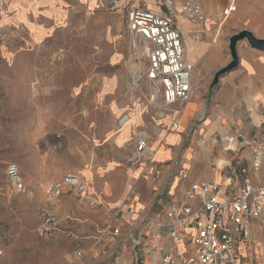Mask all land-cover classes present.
<instances>
[{"label": "crops", "instance_id": "0c3cea01", "mask_svg": "<svg viewBox=\"0 0 264 264\" xmlns=\"http://www.w3.org/2000/svg\"><path fill=\"white\" fill-rule=\"evenodd\" d=\"M123 3L120 11L126 17L130 9L142 6L141 3L163 11L158 0ZM226 3L227 0L222 8ZM237 5L233 14L240 29L248 28L264 38V0H237ZM78 7L87 8L88 0H0V32L17 34L25 28L39 38L46 33L42 23L71 21ZM222 8L217 14L219 23ZM211 9H217L214 3ZM176 22L186 45L187 59L195 66L196 84L188 102L167 104L161 93L151 100L150 87L132 88L124 62L125 49L121 53L109 50L111 73L99 79L96 95L89 102V116H61L60 122L65 126L60 136L65 135V140L48 145L29 144L19 164L28 190L41 199L39 215L41 207L46 206L55 214L70 216L57 232L79 248L84 241L67 236L64 230H75L81 235L85 231V239L92 248L103 251L117 247V260L123 264L133 262V257L128 260L126 254L129 246L126 220L132 226L142 227L146 219L163 209L173 197H182L197 181L220 184L225 195L234 193L244 178L255 185L264 183V50L252 47L246 40L240 41L239 65L224 73L211 92L215 73L231 60L228 42L215 41L223 25L214 33L215 21L209 17L205 20L204 34L196 39L192 32L194 23L183 10L176 15ZM6 50L4 43L0 47L1 57L7 58ZM117 65L121 66L115 68ZM42 85L39 80L34 86L36 95ZM123 114L131 115L132 119L120 128ZM43 127L39 115L33 134L41 135ZM229 134L236 137L234 142L225 139ZM78 135L87 138L74 139ZM141 135L148 138V146L142 159L133 163ZM242 167L248 172L243 174ZM69 170L76 171L87 184L86 198L80 199L68 186L61 196L48 197L47 184L60 180ZM230 176L236 180L232 188L227 186ZM119 204L124 209L115 219L120 233L102 232L112 216L105 208ZM258 221L261 220L249 222L248 235L239 243L240 264H249L251 260ZM147 234L145 264L146 258L148 264H159L162 252L179 258L190 252V235L174 243L167 234L155 230ZM158 238L160 246L155 243Z\"/></svg>", "mask_w": 264, "mask_h": 264}, {"label": "rangeland", "instance_id": "374dc122", "mask_svg": "<svg viewBox=\"0 0 264 264\" xmlns=\"http://www.w3.org/2000/svg\"><path fill=\"white\" fill-rule=\"evenodd\" d=\"M132 1L96 0L91 4L88 0V7H78L71 21L42 23L46 33L39 38L25 28L17 34H5L7 58L0 56V264H123L117 260V247L96 250L85 239V231L79 240L84 241L80 245L85 252L83 259L75 256L76 244L62 232L41 237V199L31 190L17 192L9 183L6 170L10 162L20 164L29 144L65 140V135L60 136L65 126L60 122L61 116H89V102L96 95L99 79L111 73L108 51H126L127 17L120 10L125 6L123 2ZM170 1L171 4L158 0V4H162L163 11L177 15L186 0ZM199 2L206 20L211 17L215 21V33L220 28L218 10L226 0ZM213 3L215 10L211 9ZM239 30V21L232 14L223 24L217 43L229 42V37ZM39 80L43 85L36 95L33 88ZM78 91L80 96L76 95ZM39 115L44 127L36 136L33 130ZM255 229L249 264H264V222L258 221ZM126 254L128 260L134 256L131 241ZM145 261L148 264L147 258Z\"/></svg>", "mask_w": 264, "mask_h": 264}, {"label": "built area", "instance_id": "2783aa9c", "mask_svg": "<svg viewBox=\"0 0 264 264\" xmlns=\"http://www.w3.org/2000/svg\"><path fill=\"white\" fill-rule=\"evenodd\" d=\"M168 2L172 3L170 0ZM237 9V0H227L221 10L219 27ZM182 10L194 23L193 36L201 38L206 20L202 3L199 0H186ZM127 32L124 61L132 88L141 90L150 87L151 100L161 93L167 104L177 102L184 105L188 102L196 84L195 66L187 59L186 45L176 15L171 11H156L147 5L132 8L127 13ZM4 43L5 33L0 32V47ZM131 119V115L123 114L119 119L120 128L129 124ZM225 139L234 142L236 137L229 134ZM147 146L148 138L141 135L131 160L133 163L142 159ZM241 172L245 174L248 170L242 167ZM6 176L17 192L28 191L17 162L8 164ZM235 181L230 176L227 186L235 187ZM66 186L80 199L86 198L88 186L73 170L65 172L60 180L49 182L45 191L48 197L56 198L63 194ZM222 190L223 186L215 182L197 181L182 197H173L163 209L146 219L142 227L138 224L132 226L131 221L126 220L128 229L125 235L133 247V264H145L144 244L149 230L167 234L174 243L190 235L191 249L188 255L179 258L162 252L159 264H240L239 243L248 235L249 222L254 219L264 222V183L255 185L249 178H244L234 193L225 195ZM105 211L112 216L102 232L112 230L113 234L118 235L120 228L116 227L115 219L123 213V204L106 207ZM40 216L38 233L44 238L52 237L61 229L65 219H71L70 216L63 217L51 212L46 206L41 207ZM64 233L74 239L83 237L75 230H64ZM155 243L160 246V239H155ZM74 253L78 259L85 257L81 248H76Z\"/></svg>", "mask_w": 264, "mask_h": 264}, {"label": "water", "instance_id": "95a60500", "mask_svg": "<svg viewBox=\"0 0 264 264\" xmlns=\"http://www.w3.org/2000/svg\"><path fill=\"white\" fill-rule=\"evenodd\" d=\"M246 40L252 47L264 50V38L257 36L252 30L248 28H243L238 32H235L229 37L228 49L231 54V60L228 64L220 68L214 75L213 81L211 83V91L218 85L220 77L237 67L240 63V56L238 52V43L240 41Z\"/></svg>", "mask_w": 264, "mask_h": 264}]
</instances>
